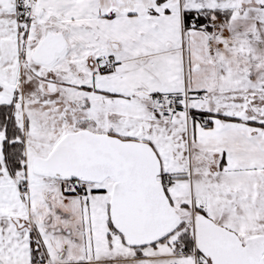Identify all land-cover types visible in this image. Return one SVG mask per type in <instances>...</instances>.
Returning a JSON list of instances; mask_svg holds the SVG:
<instances>
[{
  "label": "snow or ice",
  "instance_id": "1",
  "mask_svg": "<svg viewBox=\"0 0 264 264\" xmlns=\"http://www.w3.org/2000/svg\"><path fill=\"white\" fill-rule=\"evenodd\" d=\"M0 264H264V0H0Z\"/></svg>",
  "mask_w": 264,
  "mask_h": 264
}]
</instances>
